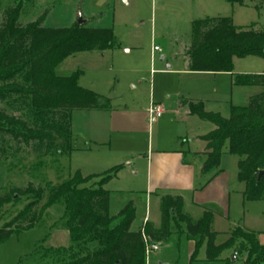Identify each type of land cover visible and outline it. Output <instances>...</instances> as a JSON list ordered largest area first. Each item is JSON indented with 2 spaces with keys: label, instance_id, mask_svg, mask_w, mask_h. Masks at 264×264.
I'll list each match as a JSON object with an SVG mask.
<instances>
[{
  "label": "trees",
  "instance_id": "trees-1",
  "mask_svg": "<svg viewBox=\"0 0 264 264\" xmlns=\"http://www.w3.org/2000/svg\"><path fill=\"white\" fill-rule=\"evenodd\" d=\"M29 0H14L0 14V102L12 110L28 108L30 122L14 112L0 108V153L5 152L6 138L36 151L56 149L68 154L72 147L70 114L73 110H97L109 107V100L78 84L79 72L67 76L55 74V67L66 57L82 51H105L117 48L118 41L111 27H90L75 22L70 26L42 25L46 11L36 20L19 21V14ZM244 4L246 0H229ZM187 50L188 69L194 72H229L233 85L260 86L244 105H230L227 117L204 109L201 101L184 100L189 112L213 124L201 136L206 142L201 173L219 171L223 148L237 156L236 178L244 184L245 201L264 199V71L233 72V58H264V30L253 26L238 28L230 16L195 19L190 26ZM122 165L107 170L100 183L84 185L79 170L50 189L45 205L62 203L69 245L48 248L46 264H146L144 237L152 242L169 240L172 225H183V232L194 243L191 259L205 243V260L216 261L225 250L244 255L243 264H264V245L255 231L233 227L225 240L216 243L212 231L213 213L204 210L192 220L182 210V197L165 194L160 198V226L149 223L130 230L135 209L131 201L115 215H109V193L103 184L114 178ZM262 174L258 177V172ZM41 190L31 185L22 194ZM8 200L0 195V209ZM31 201L12 219L0 226V244L12 234L30 229L41 217L43 208L32 211ZM117 220L114 225L112 222Z\"/></svg>",
  "mask_w": 264,
  "mask_h": 264
},
{
  "label": "rangeland",
  "instance_id": "rangeland-1",
  "mask_svg": "<svg viewBox=\"0 0 264 264\" xmlns=\"http://www.w3.org/2000/svg\"><path fill=\"white\" fill-rule=\"evenodd\" d=\"M184 1L36 0L33 2L29 0L24 4L25 10L19 18L21 23L28 22L24 12L26 14L31 9L36 11L39 4H43L40 9L41 14L50 10L44 26H69L70 19L78 7L79 12L82 10L84 14L101 13V17L94 20L96 25L92 26L112 27L119 47L106 51L76 52L55 67V74L67 76L73 72H79V82L82 84L78 83L80 86L93 88L94 91L109 98L110 111L119 128L126 126L125 128L138 130L137 142H134L133 146H129L124 139H120V134H112L114 143L111 152L114 160L132 150L144 152L151 137L154 144L168 146L170 138L174 135V126L169 122L171 118L169 113L163 115L157 122L148 123L144 112L151 103L152 82L153 99L158 100L169 95L167 102L174 104V96L169 92L177 84V76L167 74L171 70L165 67L166 59L160 57L169 54L171 45H174V50H180L181 42L185 40V37L187 40L191 38L190 23L186 20V11L182 4ZM246 1L245 5L239 6L231 4L229 0H215V5L219 6L223 3L222 5L228 9L227 16L231 17L236 27L246 28L256 25L257 29L264 30V0ZM13 3L14 0H0V11L2 12L3 8ZM78 15L79 13L77 18ZM129 46L133 48L130 52H126L125 49ZM154 46L159 47L161 52L154 51ZM179 55L177 54V57ZM180 63L179 57L173 63V68ZM233 71L236 73L263 72L264 58L236 57L233 61ZM196 87L199 89H195ZM178 88L184 92H191V95L195 97L219 100V102L210 101L207 105L223 112L224 116L229 112L228 104L244 105L249 95L262 90L260 86L232 85L230 74L224 77L218 76L216 80H212L211 75L204 74L182 77ZM0 108L14 112L30 122L33 120L26 107L21 106L19 109L12 110L4 102H0ZM89 115L87 110L71 112L70 123L73 125V132L70 141L72 150L69 154H59L55 148L38 152L31 144L24 145L6 138L5 152L0 153V195L7 196L8 200L0 209V226L12 219L31 201H35L32 211L44 208L40 219L30 229L14 233L0 244V264H46L50 262V259L46 257L48 248L68 247V231L64 227L65 220L62 218L63 204L45 205V202L50 189L67 180L76 170L85 177L84 185L86 186L100 183L109 173L108 169L102 171L104 165L99 161L106 149L101 143L103 141H91L86 134H93L95 127L98 126L96 138L105 139L103 121L95 120L91 116L87 117ZM191 127L196 128V125ZM83 133L87 137L83 136ZM237 159V156L227 153L223 148L219 167L224 169L228 177L233 176ZM137 178L135 179L138 180ZM135 179L131 175L122 176L120 173L110 179L108 184L109 215L116 214L130 201V198H133L136 217L132 221V228H137L145 211L144 194L141 191L143 183L140 181L134 183ZM235 183L234 181L231 183L232 188H236ZM29 185L42 191L40 200H37L35 193H21V190ZM132 186L139 191L133 192L134 194L128 193L127 188ZM150 208L151 213L156 214V200H151ZM194 216L193 218H198L201 215ZM116 221L114 220L112 225ZM238 221L254 229L264 228V201L250 202L243 207L237 196L232 195L229 211L218 226L219 234L216 241L225 240L227 235L221 232L230 230ZM172 229L179 236L184 231L183 225L180 224L172 225ZM184 238L181 236L178 241V238L174 237L170 239V243L162 244L159 250L150 253L149 262L154 263V258L159 255L170 264H183L188 246ZM198 253L199 256L205 255V243L200 246ZM233 255H236L235 258ZM221 256L226 257L229 264H242L244 255L225 250Z\"/></svg>",
  "mask_w": 264,
  "mask_h": 264
},
{
  "label": "crops",
  "instance_id": "crops-1",
  "mask_svg": "<svg viewBox=\"0 0 264 264\" xmlns=\"http://www.w3.org/2000/svg\"><path fill=\"white\" fill-rule=\"evenodd\" d=\"M31 1L36 2V0H31ZM246 2L247 1H245L244 4H237V3H231V4H237L239 6H242L245 5ZM182 4L186 11L185 12L186 20L190 23V26H191V22L195 19H201L204 17L227 16L228 14L227 12L228 9L222 5L223 3L222 4L220 3L219 6H216L215 0H185ZM42 5L43 4L41 5L39 4V6L37 7L38 9H36V11L31 9L26 14L24 12V16L27 17L26 21L31 22L36 20L41 15L40 9ZM24 10H25V6L22 8L19 14V18L21 17ZM47 11L48 12L44 17L42 25L45 24V22L48 19V16L50 15V10ZM77 13L81 15L82 19L84 20L83 23L86 26L100 27V26H92V25H96L94 20H97L99 17H101V13L93 14V15L84 14L82 10H80L79 12L78 7L75 9V12L70 19V25L76 22ZM254 28L257 29L256 25H254ZM189 42L190 40H187V37H185V40L181 42L180 50L177 49L174 50V45H171L172 49H170L169 54L162 55L160 57L161 59H166L167 64L165 65V67L166 69L171 70L170 73L167 74L177 76L176 77L177 84L173 86L172 90H170L171 92H169L171 95L174 96V104L171 105L167 102L169 95H166L162 99L154 100L153 84H152L153 82L150 85V92H151L150 101L154 103H159L160 105H162L164 109V112L161 115V117L154 119L152 123L155 121L157 122V120L161 119L162 116L165 115L166 113H169L171 115L169 122L174 126V133H173L174 135L172 138H170L171 140L168 143V146H165V144L163 145L162 144L159 145L156 143L154 144L151 137L148 140L144 152L139 153V152H134V150H132V152H126V154L123 153L124 155L121 154L120 155L121 158H117V160H114L112 156L113 153L111 152L114 143L112 134L113 133L120 134L121 135L120 139H124L129 146H133V143L137 142L136 136L138 130L135 128L132 129L125 128L126 126L119 128V126H117L114 121V117L112 112L110 111V107L106 109L87 110L90 114L87 117L91 116V118H95V120L103 121V125H104L103 129H104L105 139L96 138L98 136L97 135V131L99 130L98 126L95 127V132H92L93 134L86 133L88 137H90L91 141L94 142L95 140L103 141L101 143L105 145L103 147L106 149L103 151V154L100 156L99 159L100 163L104 165L102 166L104 167L102 171L107 170L116 165H122V168L117 172L116 176L120 173L122 174V176L131 175L134 179L138 177L137 178L138 180L135 179L133 181L134 183H136V181H140L143 183L141 191L144 194L143 195L144 196L143 201L145 204L144 215L141 218L140 224L137 226V228H132V223H131L130 230H137L139 228H143L148 223L154 229L159 228L160 198L165 194H169L172 196H181L183 201L182 210L192 220L198 219L199 217L193 218L195 217L194 215L197 214L202 215L204 210L212 211L213 219H212L211 229L212 231L216 232L217 235L219 234L218 226L220 225V222L223 220V218L226 217L229 211V204L232 195L237 196L238 200L241 201V205L243 207L246 206L247 203L257 202V201L244 200L242 195V192L244 190V184L242 182H239L236 178L237 166L232 177H228L224 169L220 167H219V171L211 169L203 174L201 173V167L205 158L204 153L206 152V142L201 138V136L211 131L214 128V126L212 123L201 120L197 116L191 114L187 108V105L184 103V100H189L193 102L201 101L204 105L205 110L219 112L223 117H227L228 114L224 116L223 112H220L219 110H216L215 108H211L210 106L207 105V103L210 101L219 102V100L217 101V99L192 96L191 92L182 91L180 88H178V85L182 77H188L196 74H204V75H211L212 80H216L218 76L224 77L227 76V74L231 75V73L190 71L188 69V58H187V50L189 47ZM132 48H133L132 46H129L125 49V51L130 52ZM154 51L161 52V49L159 51L158 50H154ZM177 54H180L179 57L181 58V63L180 65L176 64L177 66L173 68V63L176 62L177 58H179L177 57ZM167 56H168V60H167ZM235 58L236 57L233 58V61ZM158 71L161 72V70ZM79 81L80 80L78 78V83L82 85ZM195 89H199V87H196ZM91 90H93V88ZM260 91L261 90L255 93H258ZM95 92L98 93L100 96L109 100V98H107L106 96L100 94L97 91ZM251 95H249L248 98ZM230 105H238V104H233V103L228 104V108H227L228 110ZM145 114L147 115V122L149 123L148 112L145 111L144 115ZM191 125H196L197 129L192 128ZM70 127L72 128L71 129V133H72L73 125H71V123H70ZM86 134L83 133V136H86ZM222 154H223V150H222ZM181 174H188L190 176V183L192 185L191 188H185L182 182L176 181L175 179H170L171 177H175L176 175H181ZM233 181L236 182L235 184H237L236 188L231 187L232 185L231 183H233ZM109 182L110 181L106 182L102 187L108 191L109 203H110V190L108 189ZM127 189H128L127 192L130 194L131 193L134 194L133 192L139 191L138 189L135 190L134 186H132V188L129 187ZM151 200L157 201L156 214L151 213V208H150ZM130 201L132 202L135 209V203L133 198H130ZM258 201H264V199ZM135 217L136 215H134V219ZM235 226H241L246 229L255 231L257 233V239L259 243L264 245V228L254 229L245 225L244 222H239V221L233 224V227ZM230 230L221 233L228 235ZM181 236L185 237L184 240L186 244H188L186 248V253H185L186 256L183 260V264H229L227 258L223 256L216 261H206L205 255L199 256L198 253L195 259H191V254L194 249V243L192 240H189L186 237V234L184 232H182L181 235L179 236V234L176 233L175 230H173V233L169 238V240L164 243L165 244L170 243L169 242L170 239L174 237L178 238V241H180ZM158 243H159V248L162 244H164L160 242ZM216 243L219 242L216 241ZM159 248L157 250H159ZM148 258L146 259V264H151ZM154 259L155 261L154 263L152 262V264H170L169 262H166L167 261L166 259L160 257L159 255L158 256L156 255Z\"/></svg>",
  "mask_w": 264,
  "mask_h": 264
},
{
  "label": "built area",
  "instance_id": "built-area-1",
  "mask_svg": "<svg viewBox=\"0 0 264 264\" xmlns=\"http://www.w3.org/2000/svg\"><path fill=\"white\" fill-rule=\"evenodd\" d=\"M154 50H160L159 47L154 46ZM148 119L149 122H152L154 119L161 117V115L164 112V109L162 105L159 103L151 102L148 107ZM144 252H145V258L147 259L151 252L156 251L159 248L158 242H152L148 240L146 237H144Z\"/></svg>",
  "mask_w": 264,
  "mask_h": 264
},
{
  "label": "clouds",
  "instance_id": "clouds-1",
  "mask_svg": "<svg viewBox=\"0 0 264 264\" xmlns=\"http://www.w3.org/2000/svg\"><path fill=\"white\" fill-rule=\"evenodd\" d=\"M170 179H175L176 181L182 182L185 188H191L190 176L188 174L176 175Z\"/></svg>",
  "mask_w": 264,
  "mask_h": 264
},
{
  "label": "water",
  "instance_id": "water-1",
  "mask_svg": "<svg viewBox=\"0 0 264 264\" xmlns=\"http://www.w3.org/2000/svg\"><path fill=\"white\" fill-rule=\"evenodd\" d=\"M78 24H83L84 20L82 19L81 15H78L77 21ZM262 174V171L258 172V177ZM236 255H233V258H235Z\"/></svg>",
  "mask_w": 264,
  "mask_h": 264
}]
</instances>
